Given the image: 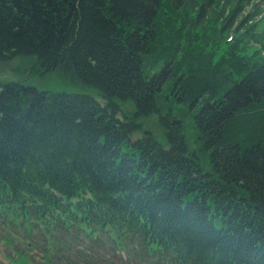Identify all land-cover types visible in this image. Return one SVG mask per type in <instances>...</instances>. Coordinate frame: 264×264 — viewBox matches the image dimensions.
<instances>
[{"label": "trees", "instance_id": "1", "mask_svg": "<svg viewBox=\"0 0 264 264\" xmlns=\"http://www.w3.org/2000/svg\"><path fill=\"white\" fill-rule=\"evenodd\" d=\"M263 3L0 0V59L101 99L0 81V229L28 264H264ZM151 114L167 146L135 136Z\"/></svg>", "mask_w": 264, "mask_h": 264}, {"label": "rangeland", "instance_id": "2", "mask_svg": "<svg viewBox=\"0 0 264 264\" xmlns=\"http://www.w3.org/2000/svg\"><path fill=\"white\" fill-rule=\"evenodd\" d=\"M255 48L256 46L254 44L249 51L252 52ZM223 49L224 48L221 47L218 51L221 53ZM33 68L34 60L30 58H24V56L0 59V81H16L24 84L34 85L40 89H49L54 91L86 92L94 95L96 98L100 97L97 95L98 93L86 86L65 82L59 71H53L45 76H39L35 73ZM163 103H165L164 107L166 109L171 108L173 112V120L179 123L180 127H184V132L186 133L190 148L192 150H196L203 168L208 169V159L200 148V145L195 137L193 124L190 116L188 115L187 108L184 106L182 107L171 100ZM119 104L123 110H131L132 112L135 109V103L132 100H128L126 102H120L119 100ZM140 122L142 123V128L135 133L137 137L141 136L144 130H150L158 141L167 146L164 138L163 128L160 125L158 116L156 114L143 116L140 118ZM16 252L17 251L14 246L8 245L7 243L5 244L4 240L0 238V264H14L15 260H12L11 262L13 263H10L7 256L11 255V257L14 258L16 256Z\"/></svg>", "mask_w": 264, "mask_h": 264}]
</instances>
